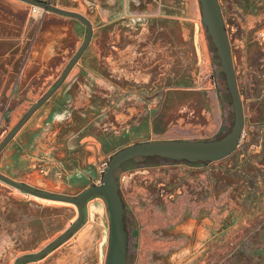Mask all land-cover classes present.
<instances>
[{
	"label": "crops",
	"instance_id": "0c3cea01",
	"mask_svg": "<svg viewBox=\"0 0 264 264\" xmlns=\"http://www.w3.org/2000/svg\"><path fill=\"white\" fill-rule=\"evenodd\" d=\"M53 2L86 15L92 40L67 80L2 150L0 171L33 188L75 195L101 179L100 165L115 151L158 133L145 116L146 102L154 101L145 95L146 83L155 75L161 87L178 62L188 68L193 52L207 54L210 41L208 33L197 34L195 0ZM30 9L21 0H0V142L50 90L87 36L82 20L47 12L31 46ZM20 96L8 122L2 105ZM59 203L0 181V258L4 246L27 254L46 238L49 212H58Z\"/></svg>",
	"mask_w": 264,
	"mask_h": 264
},
{
	"label": "flooded vegetation",
	"instance_id": "af4514ba",
	"mask_svg": "<svg viewBox=\"0 0 264 264\" xmlns=\"http://www.w3.org/2000/svg\"><path fill=\"white\" fill-rule=\"evenodd\" d=\"M39 1L47 2L48 0ZM26 4L31 9L34 6ZM51 4L56 6L53 0H51ZM219 4L231 45L238 86L243 97V108L245 112H249V118L255 117L251 113H256L258 108L264 104V0H219ZM31 9L25 16V22L31 30L30 43L33 46L46 27L47 11L38 20H35L31 16ZM216 55L218 56L217 49ZM173 71L175 73L170 77L167 76L165 84L163 82L165 79H163L159 88L156 86L155 75L151 76V79L146 83L145 95H149L150 98L154 97V101L146 102L144 111L146 119L152 117L153 128H155L154 124L158 113L154 116L153 114L156 112L158 104L160 105L161 90L164 88H173L174 90L192 88L189 81L191 79L189 68L178 62ZM220 74H225L223 69ZM21 99L20 96L17 100L4 101L1 109L5 112L8 122L12 110L15 109L17 103L21 102ZM170 102L167 100L162 103ZM171 106L172 108L176 107V102ZM247 119L245 115L244 131L238 145L229 155L221 159L180 161L157 156L156 162H149V158L152 156H140L135 157L138 158L137 163L127 167L122 164L115 171L119 194L124 203V222L129 236L128 246L130 238L140 234L143 236L156 235L158 238L168 237V246L187 247L185 248L187 257L184 264H190L197 263L196 260L205 257L206 252L212 246H243L244 244L241 242L233 243L235 239L240 238V234H245L244 239H249L258 228H264V156L258 164L261 171L258 174L253 170L254 166L251 164V160L243 161L244 152H238L235 164L237 166L233 170L230 180L227 181L221 168L224 159L238 148L244 149L254 137L253 132L246 130ZM228 132L214 139L199 140L219 139ZM1 134L2 129H0ZM155 134L159 135L160 132H154L151 138L145 140H158ZM142 141L144 140L132 144ZM111 156L100 165L101 171L102 166L106 164L101 179L92 183L88 188L101 184ZM250 158L252 159L253 155L250 154ZM83 192L75 195L65 194L64 196L75 197ZM178 200L181 205L180 210L176 212L175 203ZM87 201L84 205L83 221L87 213ZM161 204L169 206V209L164 213ZM135 211L140 212V215H136ZM259 219H262L260 223ZM76 222L68 230L72 229ZM81 224L61 244L68 240ZM147 238L148 236L146 240Z\"/></svg>",
	"mask_w": 264,
	"mask_h": 264
},
{
	"label": "rangeland",
	"instance_id": "374dc122",
	"mask_svg": "<svg viewBox=\"0 0 264 264\" xmlns=\"http://www.w3.org/2000/svg\"><path fill=\"white\" fill-rule=\"evenodd\" d=\"M195 3L196 11L193 18L198 22L200 29L197 34L202 33L205 35L207 32L201 23L200 2L195 0ZM208 40L210 41V48L207 54L193 52L192 59L189 61L188 68L191 76L189 81L192 88L187 90L164 88L161 90L158 117L154 124V129L160 132L159 135L155 134L158 140L214 139L228 132L234 124L235 112L231 94L227 88L225 74H220L223 67L221 68L220 59L216 55V47L209 34ZM60 76L61 74L53 77L57 80ZM166 78V75L162 76V79H165L164 84ZM167 100L171 102L168 104L162 103ZM174 102H176V107L172 108L171 105ZM27 109L28 104L23 106L21 110L19 109L18 118H21V115ZM244 114L248 118L246 130L247 132H253L254 137L244 149L238 148L222 161L221 168L227 177V181L232 178L233 170L237 166L235 164L238 152H244L243 161L251 160L254 172L261 173L258 164L264 156V104L258 108L256 113H251L255 117L249 118L248 111ZM10 126L12 125L10 124ZM145 141L147 140L142 142ZM250 154L253 155V161ZM157 159V156H152L149 158V162H156ZM137 160L138 158L128 160L123 163V166H131L137 163ZM59 204L63 207L59 208L58 212H53L55 214L49 212L48 236L43 238L34 249L27 251V254H24V249L20 247L10 245V250V246H4L0 264H14L17 258L21 256L41 251L78 220L77 205L71 203ZM180 205L181 202L176 201V212L180 210ZM86 208L87 213L83 223L68 240L40 260L29 261L26 264H106L110 233V218L106 202L101 196H93L87 201ZM161 208L164 213L169 209V206L161 204ZM135 213L140 215L138 211H135ZM258 221L260 223L262 219ZM1 229L8 231L9 228L5 226ZM147 236L140 234L130 238L129 264L185 263L187 257L186 246H168V237ZM245 237L246 235L242 233L240 238L235 239L233 242L235 244L241 242L244 244L243 246H212L206 252L205 257L196 260L197 263L190 264H264V228H258L256 233L251 235L249 239H244ZM144 240L146 241L144 242Z\"/></svg>",
	"mask_w": 264,
	"mask_h": 264
},
{
	"label": "water",
	"instance_id": "95a60500",
	"mask_svg": "<svg viewBox=\"0 0 264 264\" xmlns=\"http://www.w3.org/2000/svg\"><path fill=\"white\" fill-rule=\"evenodd\" d=\"M22 1L38 6L47 12H55L73 18H78L86 24L88 30L84 44L66 66L62 75L53 84L50 90L39 101H37L28 110V112H26L19 123L0 142V153L14 139L18 131L32 117V115L42 105H44L67 80L73 68L80 62L85 51L89 47L93 36V24L91 20L80 12L52 5L51 0H48L47 2L39 0ZM199 2L201 5V23L206 28L211 37V41L217 49V54L225 73L227 87L231 94L235 112L234 124L231 130L222 138L215 140H153L135 143L121 148L111 156L103 174L101 184L92 186L79 196L75 197L41 191L26 184L17 182L0 171V181H3L15 188L27 191L33 195L45 199L71 203L77 205L79 208V218L72 229L65 232L51 245L44 248L40 252L22 256L15 262V264H22L27 261H38L56 246L61 244L82 223L84 218V205L86 201L98 194L104 198L110 218L109 250L106 264H129V236L124 222L125 209L124 203L119 194V185L115 177V171L124 162L140 156H160L180 161L218 160L226 157L236 148L244 131L245 114L243 108V97L236 78L229 37L225 28V22L219 0H199Z\"/></svg>",
	"mask_w": 264,
	"mask_h": 264
},
{
	"label": "built area",
	"instance_id": "2783aa9c",
	"mask_svg": "<svg viewBox=\"0 0 264 264\" xmlns=\"http://www.w3.org/2000/svg\"><path fill=\"white\" fill-rule=\"evenodd\" d=\"M46 11L38 6H32L31 9V16L35 19L38 20ZM105 165L104 164L101 168V173H103L104 169H105Z\"/></svg>",
	"mask_w": 264,
	"mask_h": 264
},
{
	"label": "bare ground",
	"instance_id": "6f19581e",
	"mask_svg": "<svg viewBox=\"0 0 264 264\" xmlns=\"http://www.w3.org/2000/svg\"><path fill=\"white\" fill-rule=\"evenodd\" d=\"M93 207V206H92Z\"/></svg>",
	"mask_w": 264,
	"mask_h": 264
}]
</instances>
